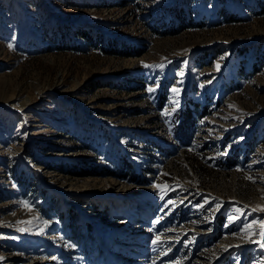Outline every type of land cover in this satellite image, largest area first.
<instances>
[{
  "label": "rangeland",
  "instance_id": "1",
  "mask_svg": "<svg viewBox=\"0 0 264 264\" xmlns=\"http://www.w3.org/2000/svg\"><path fill=\"white\" fill-rule=\"evenodd\" d=\"M263 210L264 0H0V262L264 264Z\"/></svg>",
  "mask_w": 264,
  "mask_h": 264
},
{
  "label": "bare ground",
  "instance_id": "2",
  "mask_svg": "<svg viewBox=\"0 0 264 264\" xmlns=\"http://www.w3.org/2000/svg\"><path fill=\"white\" fill-rule=\"evenodd\" d=\"M123 15V14H122ZM39 88V87H38ZM46 90V89H45ZM74 91V90H73ZM15 97V96H14ZM124 97V96H123ZM22 98V97H21ZM128 98V97H127ZM131 98V97H130ZM129 98V99H130ZM134 98V97H133ZM26 99V98H25ZM125 100V99H124ZM6 101V100H5ZM8 101V100H7ZM23 101H24V99H23ZM26 102V101H25ZM25 106V105H24ZM95 108V107H94ZM21 113V112H20ZM112 120V119H111ZM112 126V125H111ZM119 126V125H118ZM125 126H127V127H132V126H135V123H134V121H129V122H127L126 124H125ZM130 127V128H131ZM133 128V127H132ZM135 128V127H134ZM231 128V127H230ZM132 130V129H131ZM134 130V129H133ZM225 134V133H224ZM31 135V134H30ZM220 136V135H219ZM222 137V136H221ZM223 138V137H222ZM221 142V141H220ZM262 174V173H261ZM259 180V179H258ZM70 182V181H69ZM108 183V182H107ZM68 184H70V183H68ZM65 186V185H64ZM69 186V185H68ZM70 187V186H69ZM68 187V188H69ZM100 187V186H99ZM73 188V187H72ZM106 188V187H105ZM108 188L109 189H111L112 191H109V192H107V194H108V196L109 197H114V198H119V199H122V198H125L126 196H133V195H135V196H139V195H142V194H144L145 192L143 191V193H139L138 191H140V189H133V188H131V189H133V190H129V191H127V192H125V193H117L115 190H123V189H127L128 187H125V185H121L120 183H118L117 181H110L109 182V185H108ZM65 189V188H64ZM69 190V189H68ZM66 191V190H65ZM148 194V193H147ZM146 195V194H145ZM134 196V197H135ZM153 197H156V196H153ZM127 198V197H126ZM148 202H149V200H141V199H139V201H136V202H124L123 201V204L122 205H120V207L119 208H122L123 209V211H122V213H128V215H129V217L130 218H133L134 216H135V214H137V215H145V216H147V210H146V207H147V205H148ZM150 204V203H149ZM125 205V206H124ZM138 205V207H136ZM264 211V210H263ZM116 214H119V211H114ZM253 212V211H252ZM258 212V211H257ZM256 213V212H255ZM264 214V213H263ZM251 216V215H250ZM128 217V216H127ZM97 219V218H96ZM115 220V219H114ZM94 221H96V220H94ZM253 224V223H252ZM103 227H105L106 228V226H103ZM252 227V226H251ZM118 228V227H117ZM253 228V227H252ZM259 228V227H258ZM111 230H113V229H111ZM115 231V230H114ZM108 233L110 232V231H107ZM125 232V231H124ZM101 233L102 234H105V231H101ZM106 236L107 235H105V240L106 241H109L108 240V237L106 238ZM242 242V241H241ZM227 244H229V243H227ZM226 244V245H227ZM255 244V243H254ZM226 245H220L219 246V248H218V250H217V254H219V256H221L222 255V253L225 251V250H227V248H226ZM251 245V244H250ZM249 244H248V246H250ZM263 244H262V242H259V243H256V246L254 247V249L257 251V252H259V253H261V254H264V246H262ZM105 246V251H108L109 250V245L106 243V245H104ZM126 246V245H125ZM234 246V245H233ZM247 246V245H246ZM243 249H240L239 250V256H241V255H243V254H246L247 252H249L248 251V249L246 248V249H244L245 247H242ZM60 250V249H59ZM114 251V250H113ZM103 254H105V256H106V253H103ZM127 258V257H126ZM137 260V259H136ZM201 261V260H200ZM199 262V261H198ZM264 262V261H263ZM199 264V263H198Z\"/></svg>",
  "mask_w": 264,
  "mask_h": 264
},
{
  "label": "trees",
  "instance_id": "3",
  "mask_svg": "<svg viewBox=\"0 0 264 264\" xmlns=\"http://www.w3.org/2000/svg\"><path fill=\"white\" fill-rule=\"evenodd\" d=\"M189 126H190L189 120L184 119L181 122H179L178 125L175 127V135L184 145L189 139V132H190ZM127 163H128L127 165L130 166L131 168L132 167L131 163L130 162Z\"/></svg>",
  "mask_w": 264,
  "mask_h": 264
},
{
  "label": "built area",
  "instance_id": "4",
  "mask_svg": "<svg viewBox=\"0 0 264 264\" xmlns=\"http://www.w3.org/2000/svg\"><path fill=\"white\" fill-rule=\"evenodd\" d=\"M139 171V170H138ZM139 199V198H138ZM141 200H145V199H141ZM155 201H156V203L153 205V206H157L158 205V203H159V201H158V196L155 198ZM136 207H138V205L136 206ZM176 210H174V212H175ZM149 213V212H148ZM154 213V212H153ZM147 217H148V215H147ZM144 216H143V214L137 219V222L138 221H141L140 219H142V220H144ZM105 253V252H104ZM103 254V252L101 253V255ZM107 254V253H106ZM104 255V254H103ZM100 256L98 255L96 258H99ZM51 262H47L46 264H50ZM0 264H6V263H2V262H0ZM36 264V263H35ZM37 264H43V262H39V263H37ZM52 264H54V263H52ZM94 264H117L112 258H110L109 256H106V258H105V260H103V262H101L100 261V259L98 260V259H95V261H94ZM119 264H138V263H136V262H134V261H125V262H121V263H119Z\"/></svg>",
  "mask_w": 264,
  "mask_h": 264
},
{
  "label": "snow or ice",
  "instance_id": "5",
  "mask_svg": "<svg viewBox=\"0 0 264 264\" xmlns=\"http://www.w3.org/2000/svg\"><path fill=\"white\" fill-rule=\"evenodd\" d=\"M150 91H151V89H150ZM174 91H175V89H174ZM154 243H155V241H154ZM262 246H264V245H262Z\"/></svg>",
  "mask_w": 264,
  "mask_h": 264
}]
</instances>
